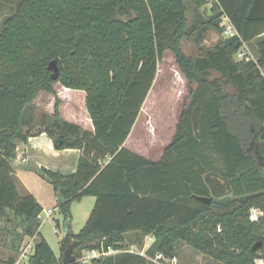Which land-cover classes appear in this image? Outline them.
Returning a JSON list of instances; mask_svg holds the SVG:
<instances>
[{
  "label": "trees",
  "instance_id": "1",
  "mask_svg": "<svg viewBox=\"0 0 264 264\" xmlns=\"http://www.w3.org/2000/svg\"><path fill=\"white\" fill-rule=\"evenodd\" d=\"M190 2L201 8L209 0H20L4 21L0 221L13 214L23 229L16 238L35 237L29 264H64L73 242L72 264H84L85 250L108 247L117 253L91 264H166L181 241L224 264H264V214L251 216L252 208L264 211V0H213V14L197 28L190 25ZM223 15L238 34L203 55L187 54L183 40L208 28L224 32L216 23ZM246 43L256 57L237 60ZM168 51L191 97L172 142L154 161L124 144ZM61 87L86 93L93 131L63 117ZM42 93L52 96L53 112L49 103L36 105ZM43 131L56 148L81 150L74 173L43 169L63 197L57 201L68 222L73 201L96 198L80 232L61 240L60 257L40 232L42 205L34 195L20 194L11 164L15 140ZM195 195L213 200L207 204ZM8 231L0 224V247ZM127 233L141 242L140 236L152 235L154 241L145 254L137 253L127 246Z\"/></svg>",
  "mask_w": 264,
  "mask_h": 264
},
{
  "label": "rangeland",
  "instance_id": "2",
  "mask_svg": "<svg viewBox=\"0 0 264 264\" xmlns=\"http://www.w3.org/2000/svg\"><path fill=\"white\" fill-rule=\"evenodd\" d=\"M19 2L20 0H0V31L6 18L16 11ZM212 4L213 0H209L205 6L198 8L193 3H189L188 16L192 28H197V26H200L202 19L207 20L213 14ZM223 21L221 18L219 23L221 27L223 26ZM225 38H227V35L224 32H218L214 28H208L202 33L195 31L190 38L183 40V49L187 54L197 57L203 55L209 48L220 43ZM244 50L246 49L243 46L239 52H244ZM239 52L235 54L237 60L242 59ZM250 54L252 57H256L253 50L250 51ZM190 97L191 94L185 75L179 69L174 54L168 51L159 63L153 86L126 140L127 146L135 150V152L145 154L151 158H159L161 154L163 155L165 147L172 142L175 136L180 113L184 106L189 103ZM46 104H48L46 100L42 101L41 108ZM36 115L39 119L41 111H36ZM35 130L36 128L32 132ZM30 185L35 190H39L44 195V198L55 200L54 213L51 217L42 220L40 232L49 242L54 252L60 257L61 240L67 234L68 220L59 207L58 199L54 197L55 191L49 180H44L42 175L37 173L31 177ZM21 192L23 194L27 193L23 188H21ZM95 201L96 198L94 196H84L80 200H75L71 203L70 227L73 233H79L84 227ZM263 214L264 211L262 209H251L253 220H258ZM0 224L6 226L7 230L10 231H8L6 240L3 241L0 247V260L5 262L13 257L16 259V264H29L30 255L34 253L35 237L24 235L21 241L16 238V232L23 234V229L20 226V219H15L13 214L10 215V220L0 221ZM55 229H57V232ZM126 238L127 246L131 251L142 252L138 234L127 233ZM15 245L19 246L18 250ZM175 262L176 264H224L209 255L197 251L183 241L179 242ZM156 263L159 264L158 262Z\"/></svg>",
  "mask_w": 264,
  "mask_h": 264
},
{
  "label": "crops",
  "instance_id": "3",
  "mask_svg": "<svg viewBox=\"0 0 264 264\" xmlns=\"http://www.w3.org/2000/svg\"><path fill=\"white\" fill-rule=\"evenodd\" d=\"M245 46L247 50H249V52L252 50L255 52V48L253 47L252 43H246ZM58 91V95L63 100L61 105V112L63 117L82 126L85 129L93 131L95 127L92 119L89 117V114H87L88 111L86 109V93L82 90H71L63 87L58 88ZM52 99L53 98L51 95L42 93L36 99V105L40 107L42 101L46 100V102L49 103L47 109L51 113L53 112ZM68 108L70 109L71 115L65 112L66 110H69ZM36 111L38 112L41 110L37 108ZM15 143L17 146V155L14 159L11 160V164L14 168L13 177L20 194L34 195L42 205L43 210L55 207V200L44 198V195H42L39 190H35L30 185L31 177L33 175L35 176V174L38 173L39 175H42L44 180L48 181L49 178L44 173V168L60 172L62 174L74 173L78 166V162L81 156V150L78 148H56L53 138L49 136L45 131L29 136L26 141L22 139H16ZM125 146L131 151L135 152V150H132L129 146H127V141L125 143ZM135 153H138L139 155H142L154 161H158L162 157V154L159 158H151L139 152ZM24 158L26 159L25 161L23 160ZM21 188H23L27 193L23 194L21 192ZM54 197H56L57 199L56 193L54 194ZM46 206L50 207L46 208ZM140 238L143 239V243L139 240V244H142V252L140 253L145 254L147 249L153 243L154 237L152 235H147L143 238L140 236ZM126 243H128L127 238ZM115 253H117V251H113L111 253H108L107 255ZM57 257L59 256L57 255Z\"/></svg>",
  "mask_w": 264,
  "mask_h": 264
},
{
  "label": "built area",
  "instance_id": "4",
  "mask_svg": "<svg viewBox=\"0 0 264 264\" xmlns=\"http://www.w3.org/2000/svg\"><path fill=\"white\" fill-rule=\"evenodd\" d=\"M221 18H222V20H224L222 27L224 28V33L227 35V37L234 36V35L238 34L236 28L234 27L233 23L231 22L230 18L227 15H223ZM244 49H246V50H244V52L243 51L239 52V55L242 56V58H245V57L247 59L252 58L250 52H248L249 50H247L245 45H244ZM23 160L25 161L26 159L24 158ZM54 209H55V207L47 208L46 210H43L39 214L38 217L41 220H43L44 218H49L53 215ZM55 231L57 232V229H55ZM113 251L114 250L112 247H108L107 252H102L100 250H85L83 252V255H82L80 260L84 264H91L93 258H99V257L104 256V255L111 253ZM161 257H163L162 254H159V255H157L156 259H159ZM175 261H176V257H174L172 259H167V263L176 264Z\"/></svg>",
  "mask_w": 264,
  "mask_h": 264
},
{
  "label": "water",
  "instance_id": "5",
  "mask_svg": "<svg viewBox=\"0 0 264 264\" xmlns=\"http://www.w3.org/2000/svg\"><path fill=\"white\" fill-rule=\"evenodd\" d=\"M221 22V18H219L217 20V24H219ZM50 68L53 69L56 73L58 72V67L56 65V61H52L50 63ZM196 199L201 200L207 204H211L213 197L212 196H206V195H195ZM57 199L60 202H63V197L61 195V193H58L57 195ZM72 230L70 227V223L68 222L67 224V234H71ZM38 242L35 241V245H37ZM263 244V241L260 240L258 242H256L253 246L252 249L253 250H257L259 246H261ZM78 243L77 242H73L69 245V247L66 249L65 253H64V264H72L73 262H75L77 260V256L74 253L75 248L77 247Z\"/></svg>",
  "mask_w": 264,
  "mask_h": 264
}]
</instances>
